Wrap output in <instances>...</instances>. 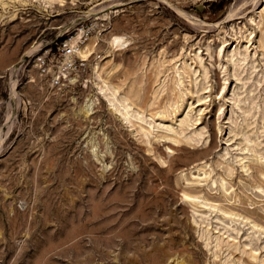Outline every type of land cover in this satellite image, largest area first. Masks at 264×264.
I'll use <instances>...</instances> for the list:
<instances>
[{
  "label": "rangeland",
  "instance_id": "obj_1",
  "mask_svg": "<svg viewBox=\"0 0 264 264\" xmlns=\"http://www.w3.org/2000/svg\"><path fill=\"white\" fill-rule=\"evenodd\" d=\"M0 264H264V0H0Z\"/></svg>",
  "mask_w": 264,
  "mask_h": 264
},
{
  "label": "built area",
  "instance_id": "obj_2",
  "mask_svg": "<svg viewBox=\"0 0 264 264\" xmlns=\"http://www.w3.org/2000/svg\"><path fill=\"white\" fill-rule=\"evenodd\" d=\"M104 24H99L97 21L94 24H81L74 30V33H70L62 40L58 45V58L54 65H50L51 60H47L44 55H37L34 58V65L41 71V73L50 72V83L54 87H60L63 85L67 76L71 72L76 71L83 63L80 54L83 47L90 39L95 29L104 30Z\"/></svg>",
  "mask_w": 264,
  "mask_h": 264
},
{
  "label": "bare ground",
  "instance_id": "obj_3",
  "mask_svg": "<svg viewBox=\"0 0 264 264\" xmlns=\"http://www.w3.org/2000/svg\"><path fill=\"white\" fill-rule=\"evenodd\" d=\"M49 1H54L56 3L57 0H49ZM179 13L181 15H183L185 18H187V20H189L191 22H198V23H200V21L198 19H196L195 17H192L188 13H185L183 11H180ZM112 44H114L115 46L122 45L123 44L122 38L121 37H118V36H114L113 39H112ZM98 93L99 94L102 93V88L100 89V91Z\"/></svg>",
  "mask_w": 264,
  "mask_h": 264
}]
</instances>
